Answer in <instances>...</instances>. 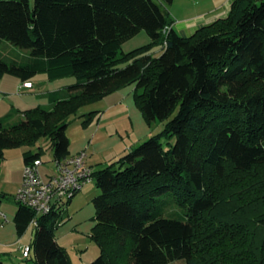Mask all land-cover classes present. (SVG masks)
<instances>
[{
	"label": "trees",
	"instance_id": "trees-1",
	"mask_svg": "<svg viewBox=\"0 0 264 264\" xmlns=\"http://www.w3.org/2000/svg\"><path fill=\"white\" fill-rule=\"evenodd\" d=\"M173 1L0 0V48L16 51H0V78L77 79L47 94L50 108L0 118V160L42 139L54 160L68 157L69 118L135 86L145 120L168 122L94 170L91 239L100 255L91 264H264V0H234L227 17L190 36L173 28L164 8ZM143 31L150 42L124 52ZM42 155L25 152V164ZM63 208L38 217L18 203V236L38 223L34 264H72L56 239Z\"/></svg>",
	"mask_w": 264,
	"mask_h": 264
},
{
	"label": "rangeland",
	"instance_id": "rangeland-1",
	"mask_svg": "<svg viewBox=\"0 0 264 264\" xmlns=\"http://www.w3.org/2000/svg\"><path fill=\"white\" fill-rule=\"evenodd\" d=\"M34 1V0H33ZM163 4L162 0H155ZM197 3L199 0H190ZM150 42V38L145 31L141 32L135 38L123 46L124 52H130L136 48L144 46ZM14 48V47H13ZM14 49H17L16 47ZM161 48H156L155 51ZM0 51L7 55H12V48H0ZM160 52H156L158 55ZM7 78L16 77L7 76ZM35 88L28 93V100L31 104L24 107L33 108L34 103H39L44 107L47 104V94L56 90L73 85L77 82L75 77L51 81L44 74L38 75L33 79ZM17 85V83H16ZM4 87L6 97L10 100H16L12 94L15 90V84ZM135 86H129L115 92L103 100L87 104L81 107L77 114L69 118V127L67 136L70 139L72 152L86 151L91 157L92 163L97 169L105 168L120 159L126 153L139 147L142 143L152 136L158 135L163 131L168 121L156 120L149 124L140 109L135 104L134 99ZM40 95V97H38ZM5 95L1 94L0 98ZM37 105V104H36ZM36 107V106H35ZM94 111H98L97 117L87 126L83 125L86 116ZM17 119H23L18 116ZM167 142L166 139L162 140ZM173 138L170 142L174 144ZM42 148V173L45 175L51 169H54V153L48 140H40L34 147L23 146L20 148L5 150V157L0 160V197L2 205L0 212L5 214L8 219L3 227L0 221V261L4 264H34L31 258L24 259L22 250L25 246H33L36 235V227L32 224L23 237H19L16 232L14 217L18 210V203L15 199L19 183L23 180V171L25 167L24 153L28 151L38 152ZM47 177V176H45ZM100 190L93 180L87 183L78 195L67 206V200L64 202L63 214L64 221L56 231V239L60 245L64 246L69 254L72 264H91L99 255L100 247L91 239L93 227L95 225V207L93 199L99 195ZM170 264H187L184 260L175 261Z\"/></svg>",
	"mask_w": 264,
	"mask_h": 264
},
{
	"label": "built area",
	"instance_id": "built-area-1",
	"mask_svg": "<svg viewBox=\"0 0 264 264\" xmlns=\"http://www.w3.org/2000/svg\"><path fill=\"white\" fill-rule=\"evenodd\" d=\"M33 86L31 81H26L21 84L20 89ZM43 165L41 159L25 164L23 180L15 195L18 203L34 210L38 217L51 213L53 208L64 207L65 200L93 181L95 168L89 163L86 151L69 155L62 160H54V169L45 175L41 171ZM0 221H2L1 226L8 223L7 216L2 212H0ZM32 224L38 226L36 220ZM22 253L23 258H30L31 246H25Z\"/></svg>",
	"mask_w": 264,
	"mask_h": 264
},
{
	"label": "crops",
	"instance_id": "crops-1",
	"mask_svg": "<svg viewBox=\"0 0 264 264\" xmlns=\"http://www.w3.org/2000/svg\"><path fill=\"white\" fill-rule=\"evenodd\" d=\"M233 1L234 0H199V2L197 3H192L190 0H174L171 5L164 6V8L165 10H168L170 16L174 20L173 28L183 36H190L198 28L208 25L220 18L227 17L231 11ZM155 50H153L154 53L161 51V49L158 51ZM159 54L160 53H158V55ZM7 76L8 75L0 78V96L1 94L5 95L4 98H0V118L6 116L12 109H16L19 111L31 109L29 107H24L28 104H31V101L26 98V96H28V93L25 92H30L35 88V83L33 80H31L34 85L32 88L20 89L22 81L17 78V80L13 78H7ZM14 84L15 90H13L12 92H17V94H12V96L15 97L16 100H10V98L6 97V90L4 89V87H6L7 85H11V87L14 89ZM38 97H40V95H38ZM48 103L49 101L47 102V104ZM34 104L35 106L40 105L37 102ZM70 152L71 155H74L83 151H77L74 153L70 150ZM90 158L91 157H89V159ZM89 163L95 169H97L94 166V163L91 162V160L89 161ZM21 183L22 182L19 183V186L21 185Z\"/></svg>",
	"mask_w": 264,
	"mask_h": 264
}]
</instances>
